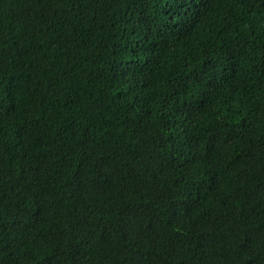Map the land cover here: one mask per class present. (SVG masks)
<instances>
[{
    "label": "trees",
    "instance_id": "16d2710c",
    "mask_svg": "<svg viewBox=\"0 0 264 264\" xmlns=\"http://www.w3.org/2000/svg\"><path fill=\"white\" fill-rule=\"evenodd\" d=\"M264 264V0H0V264Z\"/></svg>",
    "mask_w": 264,
    "mask_h": 264
},
{
    "label": "snow or ice",
    "instance_id": "6c2138e0",
    "mask_svg": "<svg viewBox=\"0 0 264 264\" xmlns=\"http://www.w3.org/2000/svg\"><path fill=\"white\" fill-rule=\"evenodd\" d=\"M133 264H139V261L138 260L137 261H134Z\"/></svg>",
    "mask_w": 264,
    "mask_h": 264
}]
</instances>
